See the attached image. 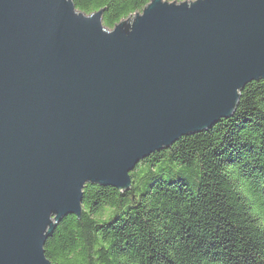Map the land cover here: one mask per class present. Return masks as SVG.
Listing matches in <instances>:
<instances>
[{
    "label": "water",
    "instance_id": "water-1",
    "mask_svg": "<svg viewBox=\"0 0 264 264\" xmlns=\"http://www.w3.org/2000/svg\"><path fill=\"white\" fill-rule=\"evenodd\" d=\"M73 0H0V264H52L85 184L236 112L264 80V0H151L112 29Z\"/></svg>",
    "mask_w": 264,
    "mask_h": 264
},
{
    "label": "trees",
    "instance_id": "trees-1",
    "mask_svg": "<svg viewBox=\"0 0 264 264\" xmlns=\"http://www.w3.org/2000/svg\"><path fill=\"white\" fill-rule=\"evenodd\" d=\"M151 0H73L112 29ZM177 2L187 0H175ZM131 187L85 184L82 215L44 245L52 264H264V80L236 112L140 161Z\"/></svg>",
    "mask_w": 264,
    "mask_h": 264
},
{
    "label": "rangeland",
    "instance_id": "rangeland-1",
    "mask_svg": "<svg viewBox=\"0 0 264 264\" xmlns=\"http://www.w3.org/2000/svg\"><path fill=\"white\" fill-rule=\"evenodd\" d=\"M166 1L173 2V1H175V0H166Z\"/></svg>",
    "mask_w": 264,
    "mask_h": 264
}]
</instances>
